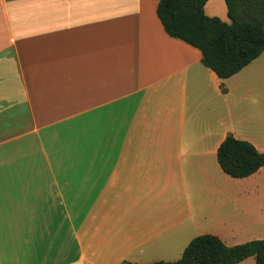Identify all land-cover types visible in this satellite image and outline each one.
<instances>
[{
    "label": "crops",
    "instance_id": "0c3cea01",
    "mask_svg": "<svg viewBox=\"0 0 264 264\" xmlns=\"http://www.w3.org/2000/svg\"><path fill=\"white\" fill-rule=\"evenodd\" d=\"M159 2L0 0V264H157L201 235L264 239V167L236 179L217 158L228 135L264 153V52L220 79ZM205 13L230 23L225 0Z\"/></svg>",
    "mask_w": 264,
    "mask_h": 264
},
{
    "label": "trees",
    "instance_id": "16d2710c",
    "mask_svg": "<svg viewBox=\"0 0 264 264\" xmlns=\"http://www.w3.org/2000/svg\"><path fill=\"white\" fill-rule=\"evenodd\" d=\"M207 2L160 0L157 15L170 37L199 49L204 66L220 79H228L264 52V0H225L230 23L207 16ZM222 91L226 92L224 86ZM217 158L224 173L236 179L264 167V153L233 135L222 142ZM250 257L264 264V239L227 246L207 234L194 238L178 261L157 264H239Z\"/></svg>",
    "mask_w": 264,
    "mask_h": 264
}]
</instances>
